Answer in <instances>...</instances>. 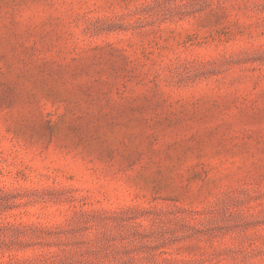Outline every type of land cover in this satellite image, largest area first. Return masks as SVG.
Wrapping results in <instances>:
<instances>
[{"label":"rangeland","instance_id":"1","mask_svg":"<svg viewBox=\"0 0 264 264\" xmlns=\"http://www.w3.org/2000/svg\"><path fill=\"white\" fill-rule=\"evenodd\" d=\"M0 264H264V0H0Z\"/></svg>","mask_w":264,"mask_h":264}]
</instances>
